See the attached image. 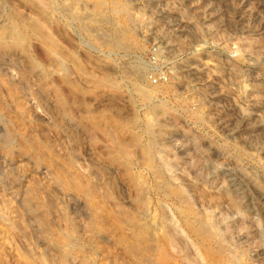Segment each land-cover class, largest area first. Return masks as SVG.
Masks as SVG:
<instances>
[{"label": "rangeland", "instance_id": "rangeland-1", "mask_svg": "<svg viewBox=\"0 0 264 264\" xmlns=\"http://www.w3.org/2000/svg\"><path fill=\"white\" fill-rule=\"evenodd\" d=\"M0 264H264V0H0Z\"/></svg>", "mask_w": 264, "mask_h": 264}]
</instances>
